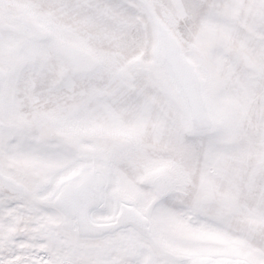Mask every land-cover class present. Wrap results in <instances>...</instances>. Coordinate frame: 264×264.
I'll use <instances>...</instances> for the list:
<instances>
[{
  "label": "snow or ice",
  "instance_id": "obj_1",
  "mask_svg": "<svg viewBox=\"0 0 264 264\" xmlns=\"http://www.w3.org/2000/svg\"><path fill=\"white\" fill-rule=\"evenodd\" d=\"M0 264H264V0H0Z\"/></svg>",
  "mask_w": 264,
  "mask_h": 264
}]
</instances>
